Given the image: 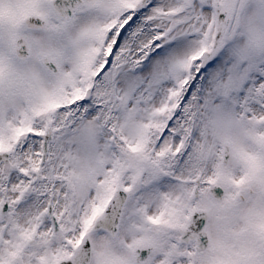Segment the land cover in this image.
<instances>
[{"label": "snow or ice", "instance_id": "1", "mask_svg": "<svg viewBox=\"0 0 264 264\" xmlns=\"http://www.w3.org/2000/svg\"><path fill=\"white\" fill-rule=\"evenodd\" d=\"M0 264H264V0H0Z\"/></svg>", "mask_w": 264, "mask_h": 264}]
</instances>
